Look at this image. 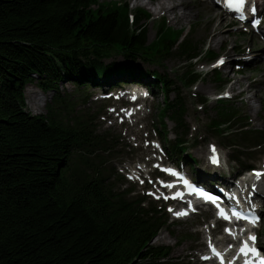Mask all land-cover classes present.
Segmentation results:
<instances>
[{
	"label": "trees",
	"instance_id": "obj_1",
	"mask_svg": "<svg viewBox=\"0 0 264 264\" xmlns=\"http://www.w3.org/2000/svg\"><path fill=\"white\" fill-rule=\"evenodd\" d=\"M149 19L117 2L0 0V264H180L170 247L150 245L168 227L167 213L132 195L133 187L120 188L125 179L104 157L117 138L97 133L100 113L75 110L77 102L89 100V89L145 85L162 97L157 116L165 150L193 161L184 156L186 105L179 93L170 98L174 83L168 76L106 62L121 57L162 68L178 59L190 69L176 78L192 88L201 79L192 62L204 49L164 20L147 43ZM203 55L216 57L207 50ZM150 77L153 82L144 84ZM33 83L53 94L46 115L26 110L25 88ZM65 83L76 87L74 94H62ZM228 101H216V118L207 128L232 150L230 160L242 173L254 168L242 158L264 153V130L252 129L246 118L238 121ZM196 102L204 106L207 100ZM165 119L175 125L173 140L166 137Z\"/></svg>",
	"mask_w": 264,
	"mask_h": 264
},
{
	"label": "rangeland",
	"instance_id": "obj_2",
	"mask_svg": "<svg viewBox=\"0 0 264 264\" xmlns=\"http://www.w3.org/2000/svg\"><path fill=\"white\" fill-rule=\"evenodd\" d=\"M254 1L262 2L264 0ZM115 2L127 4L130 14H137L138 10L145 11L149 14L147 43L155 39L156 33L159 31V25L164 20L167 27L175 31H184L182 38L187 35L195 44H199L204 49L203 54L207 50L212 51L216 55L214 59L208 61L202 54L199 60L197 58L193 61L194 63L192 62L193 69L201 73L200 81L192 88L185 87L181 84L182 79L177 80L176 78V76L183 75L190 69L188 63L178 59H169L164 63V67L162 68H154L139 60L134 61L131 59H122L121 57H115L106 61H123L129 70L136 72L144 73L145 71L151 72L153 69H157L159 72H164L168 76L174 83L172 87L174 91L170 94V98H174L175 94L179 93V96L183 98V102L186 105L184 119L185 124L188 126V131L185 140L188 144H186V153L184 156L190 155L193 158V161L188 159L178 160L174 156H170L171 152L169 149H167L168 151L164 149L165 146L161 139L162 136L160 137L159 135V131L162 128L159 126L157 116L158 107L162 103V97L155 88L153 89L155 90L156 97L150 96L144 102V105L142 104L143 114L136 116L135 119L137 122L131 124L126 122L120 124V121L123 120L122 114L125 113L124 109L112 112L114 107H122L127 104L126 99L130 98L131 95L126 93L130 88H126L128 89L127 91H118L114 94L115 96L104 99L100 98L103 95L102 91L89 89L87 91L89 100L86 103L77 102L75 110L80 114L89 113L92 117H95L94 113L99 112V116L94 121L97 133H107L117 138L115 150L110 153V157L109 155H104V157L110 160L109 165L116 168L117 173L125 179L126 183L121 185L120 188L124 189L131 186L135 191L132 195L141 193L145 197H149L155 201L151 196L146 195V191L153 187V181L150 183L145 182V187H140L138 184L128 182L124 174H130L127 172L130 169L140 174L138 168H143L144 170L147 167L151 169V163L159 162L160 160L167 165L182 168L184 171L192 174V178L198 181L207 182L208 180L202 173L208 171L207 158L209 149L213 148L222 155L225 164L228 165L227 168L222 166L221 169L227 171L231 176L237 175L240 172L239 166L227 160L232 150L220 145L219 140L208 130L207 125L210 120L216 118V110L218 109L216 99L227 95L228 97L230 96L227 103L228 107L240 114L238 121L246 118L247 123L252 129L264 130V41L259 39L255 31L250 30L247 33L245 31L246 28L232 22V18H229L223 12L222 8L212 0H152L151 3H147V0H97L98 4L103 5H110ZM160 2H164L167 7H170L176 2H183L188 6L186 12H190L191 17L187 21L178 22L175 19L176 14H165L163 10L154 12L155 8L159 7L158 3ZM182 11V9H179L177 12L181 13ZM221 16L224 22L219 27L218 23ZM242 45L250 47L253 50V54L247 56L240 54L237 48ZM254 54H257V56L260 55L257 61L246 64L242 62V59L245 57L252 59ZM218 59H222L225 62L220 67H217ZM214 65L216 66L214 67ZM213 70L218 72L221 81L216 79V74L212 72ZM236 81H240V84L234 85ZM145 82L144 84H151L153 82L152 77L147 78ZM245 88H248V91L243 93L242 90ZM61 89L62 94H74L76 87L71 83H65ZM39 92L47 97L48 100L36 111L33 103L35 102V96ZM52 96V93L40 91L35 83L27 85L25 88L26 110L32 115H46V105L51 103ZM199 97L207 100L204 106H200L196 102ZM248 97L252 98L249 102H246ZM113 118L115 119L114 121ZM106 119L112 120L109 123ZM164 124L167 139L173 140L175 137L173 133L174 123L165 119ZM151 143H154V146H151ZM241 160L248 165H253L256 169L255 172L264 173V153L256 151L250 158H242ZM208 174H211L210 180H215L214 182L216 184H220L221 177L224 173H213L212 175V171H209ZM157 175L164 177V175L155 171L153 175L149 174V178L153 180ZM252 179L253 177H248L247 184H240V187L246 190L248 195H252L249 191L253 189L258 190L259 195L256 197V201L261 206L260 212L262 214L258 234L260 236L261 247L264 249V177L258 179L256 181L257 183H254ZM155 202L158 203L159 207H164L167 214L169 209H172V207H168L163 201ZM173 212L176 213L175 211ZM209 218L211 219L212 216L206 212H202L201 215L191 216L183 221H172L169 217L168 227L162 228L158 232V234L162 232V236L166 238L165 241L153 242L158 236L157 234L150 245L170 247L172 249V256L180 264H200V257L207 253L205 251L207 249L206 244L210 238L216 241V245L222 247L231 245V242H224L229 237L226 238L223 234L222 226L218 225V231L212 235V227L214 224L212 221H208ZM203 250L204 252H201Z\"/></svg>",
	"mask_w": 264,
	"mask_h": 264
},
{
	"label": "snow or ice",
	"instance_id": "obj_3",
	"mask_svg": "<svg viewBox=\"0 0 264 264\" xmlns=\"http://www.w3.org/2000/svg\"><path fill=\"white\" fill-rule=\"evenodd\" d=\"M225 6L230 11H234L236 13H239L240 14L239 18L240 19L244 18L243 11H244V9L246 7V0H225ZM252 11L253 12L256 11L255 7H253ZM218 63H223V61L221 60ZM215 66L216 65H214V67ZM157 147H158V145H157ZM211 162L213 164L218 163L216 155H215V149L214 148H213V156L211 157ZM154 166L155 167H159L158 165H154ZM166 171H168L169 174L175 175V173L172 172V170H170V169L166 170ZM253 174L256 176L257 179H260V178L264 177V173H261V172H254ZM141 183H143V181H141ZM206 200L209 201V202L215 203V198L214 197H207ZM169 211H172V210L169 209ZM177 215L178 216L186 215V213H177ZM218 215L224 220H229L230 219L227 215L224 214L223 211H220L218 213ZM232 216L235 217L237 220L246 218L244 214L238 213L235 210L232 211ZM247 222L249 224H252L253 226H255L256 223L258 222V218L254 217V216H248L247 217ZM241 231H243V229ZM225 232H227L229 235L232 234L231 230H229V229H225ZM248 241H251L252 244L255 245L256 242H257V237H255L254 235H250L248 237ZM248 241H244V242L241 243V246H240V248L238 249V252H237V257H239V256L245 257L244 264H253V262H254V264H264V258L257 259V257H264V254H262L261 251L258 250L256 247H249ZM229 247H231V245ZM213 253H214V255L219 256V253H216L215 249H213ZM248 257H251L252 259L250 260V259H248ZM203 259H208V257H203ZM221 264H224V261L222 259H221ZM228 264H233V261H229Z\"/></svg>",
	"mask_w": 264,
	"mask_h": 264
},
{
	"label": "bare ground",
	"instance_id": "obj_4",
	"mask_svg": "<svg viewBox=\"0 0 264 264\" xmlns=\"http://www.w3.org/2000/svg\"><path fill=\"white\" fill-rule=\"evenodd\" d=\"M151 1L152 0H147V3H151ZM215 2L216 3H219V1L218 0H215ZM220 4V3H219ZM218 4V5H219ZM158 5H159V7H156L155 8V10H154V12H160V11H164V13L165 14H169V15H172V14H176L175 15V19H177V21L178 22H182V21H187V20H189V18L191 17V13L190 12H186V8H188V6L186 5V4H184L183 2H176V3H173L170 7H167V6H165V3L164 2H160V3H158ZM221 5V4H220ZM220 7V6H219ZM260 8H261V11H263V9H264V1H262L261 3H260ZM179 9H182L183 11L181 12V13H178L177 11L179 10ZM223 22H224V19H223V17L221 16L220 17V21H219V23H218V26L220 27L222 24H223ZM218 44V43H217ZM237 51L240 53V54H245V56H247V55H251V54H253L252 52H253V50L250 48V47H248V46H245V45H242L241 47H238L237 48ZM257 58H260V55L259 56H257V54H254V56H253V58L252 59H249V58H243L242 59V62L244 63V64H246V63H253L254 61H257ZM240 84V81H236L235 83H234V85L235 84ZM231 89H232V87H231ZM248 91V88H245V89H243L242 90V92L244 93V92H247ZM242 92H240V93H242ZM254 95V94H253ZM252 97H248L247 98V100H246V102H249L250 101V99H251ZM48 99H47V97H45V96H43L42 95V93H38L36 96H35V102L33 103V106H34V109H36V111L39 109V107L40 106H42L43 104H45V102L47 101ZM250 107V106H249ZM252 177H253V182L254 183H257L256 181L258 180L257 178H256V176L254 175V174H252L251 175ZM250 192H252L253 193V195H254V197L255 196H258L259 195V193H258V190H256V191H250ZM236 237H234L233 236V239H235ZM165 237L164 236H162V232H160L159 234H158V236L156 237V239L153 241V242H164L165 241ZM232 239V240H233Z\"/></svg>",
	"mask_w": 264,
	"mask_h": 264
}]
</instances>
